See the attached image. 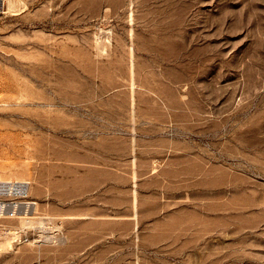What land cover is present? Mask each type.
<instances>
[{
	"label": "rangeland",
	"instance_id": "rangeland-1",
	"mask_svg": "<svg viewBox=\"0 0 264 264\" xmlns=\"http://www.w3.org/2000/svg\"><path fill=\"white\" fill-rule=\"evenodd\" d=\"M0 177V264H264V0H7Z\"/></svg>",
	"mask_w": 264,
	"mask_h": 264
},
{
	"label": "built area",
	"instance_id": "built-area-1",
	"mask_svg": "<svg viewBox=\"0 0 264 264\" xmlns=\"http://www.w3.org/2000/svg\"><path fill=\"white\" fill-rule=\"evenodd\" d=\"M5 1L0 0V10L3 9ZM29 187L28 181L0 177V233L10 232L13 225L10 221L24 211V197L28 196Z\"/></svg>",
	"mask_w": 264,
	"mask_h": 264
},
{
	"label": "bare ground",
	"instance_id": "bare-ground-1",
	"mask_svg": "<svg viewBox=\"0 0 264 264\" xmlns=\"http://www.w3.org/2000/svg\"><path fill=\"white\" fill-rule=\"evenodd\" d=\"M6 2H7V0H6L5 3H4V7H5ZM4 7H3V8H4ZM29 188H30V187H29ZM25 203H26V202L24 201V204H25Z\"/></svg>",
	"mask_w": 264,
	"mask_h": 264
}]
</instances>
